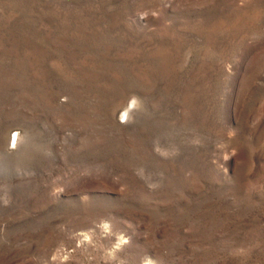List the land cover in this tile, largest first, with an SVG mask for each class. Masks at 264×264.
<instances>
[{
    "label": "rangeland",
    "instance_id": "374dc122",
    "mask_svg": "<svg viewBox=\"0 0 264 264\" xmlns=\"http://www.w3.org/2000/svg\"><path fill=\"white\" fill-rule=\"evenodd\" d=\"M0 264H264V0H0Z\"/></svg>",
    "mask_w": 264,
    "mask_h": 264
},
{
    "label": "bare ground",
    "instance_id": "6f19581e",
    "mask_svg": "<svg viewBox=\"0 0 264 264\" xmlns=\"http://www.w3.org/2000/svg\"><path fill=\"white\" fill-rule=\"evenodd\" d=\"M128 112H129V110H128ZM127 113V112H126Z\"/></svg>",
    "mask_w": 264,
    "mask_h": 264
}]
</instances>
